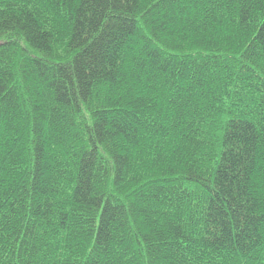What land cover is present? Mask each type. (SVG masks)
<instances>
[{"label":"trees","instance_id":"trees-1","mask_svg":"<svg viewBox=\"0 0 264 264\" xmlns=\"http://www.w3.org/2000/svg\"><path fill=\"white\" fill-rule=\"evenodd\" d=\"M0 264H264V0H0Z\"/></svg>","mask_w":264,"mask_h":264}]
</instances>
